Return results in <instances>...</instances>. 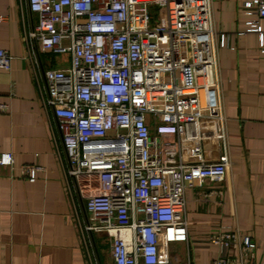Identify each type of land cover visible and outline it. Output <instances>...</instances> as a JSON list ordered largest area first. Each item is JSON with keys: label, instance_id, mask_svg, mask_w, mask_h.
I'll list each match as a JSON object with an SVG mask.
<instances>
[{"label": "built area", "instance_id": "obj_1", "mask_svg": "<svg viewBox=\"0 0 264 264\" xmlns=\"http://www.w3.org/2000/svg\"><path fill=\"white\" fill-rule=\"evenodd\" d=\"M213 1L22 0L36 16L22 39L44 83L42 103L56 121L66 171L83 187L82 237L103 236L113 264H170L160 248L188 240L186 190L225 176L224 34L214 28ZM240 7L264 52V0ZM38 53L67 55L68 64L40 68ZM11 59L0 48V68ZM206 140L217 141L219 159L202 156ZM182 142L192 152H182ZM12 162L10 152L0 154V163ZM38 168H26L31 180ZM209 241L239 259L255 248L237 230L213 232Z\"/></svg>", "mask_w": 264, "mask_h": 264}, {"label": "crops", "instance_id": "obj_2", "mask_svg": "<svg viewBox=\"0 0 264 264\" xmlns=\"http://www.w3.org/2000/svg\"><path fill=\"white\" fill-rule=\"evenodd\" d=\"M244 0H214L213 23L224 34L218 49L220 90L228 132V166L220 181L204 180L188 188L186 242L162 243L160 259L170 264H257L264 262V52L255 32L246 31ZM0 48L12 56L10 68H0V154L13 162L0 163V264H113L109 250L102 258L97 236L84 242L83 198L66 171V156L49 106L42 103L43 80L35 78L23 33L35 15L22 0H0ZM40 68L65 65L38 53ZM39 70L36 73L39 75ZM190 153L193 146L180 144ZM207 160L221 156L216 140L200 146ZM28 166H39L30 179ZM237 230L255 241L252 255L212 244L219 230Z\"/></svg>", "mask_w": 264, "mask_h": 264}, {"label": "rangeland", "instance_id": "obj_3", "mask_svg": "<svg viewBox=\"0 0 264 264\" xmlns=\"http://www.w3.org/2000/svg\"><path fill=\"white\" fill-rule=\"evenodd\" d=\"M162 11L164 13V9H162ZM161 22L164 24V20H162ZM62 56H67V55H54V57L56 59H59V60L61 59ZM63 61L66 62L65 65L68 64V59L63 60ZM97 241H98V245H99L100 254H101L102 258H103V256H104L103 248L107 251L108 250V244L103 245V243L100 242V237L99 236H97Z\"/></svg>", "mask_w": 264, "mask_h": 264}]
</instances>
